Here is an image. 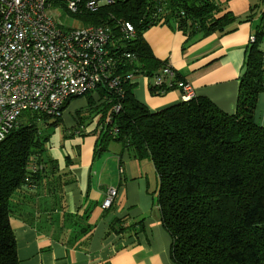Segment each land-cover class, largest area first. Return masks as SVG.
Listing matches in <instances>:
<instances>
[{
    "label": "trees",
    "instance_id": "1",
    "mask_svg": "<svg viewBox=\"0 0 264 264\" xmlns=\"http://www.w3.org/2000/svg\"><path fill=\"white\" fill-rule=\"evenodd\" d=\"M219 3L115 0L84 13V25L112 32L110 53L119 74L155 77L170 70L175 81H182L180 75L157 59L145 40L149 29L167 26L182 32L188 43L233 33L235 25L258 17L255 40L249 41L245 53L234 114L225 113L207 97L152 112L135 98L133 84L125 86L122 99L102 87L98 100L86 96L89 114L98 117L92 132L97 135L93 160H101L117 143L135 159L152 161L159 177L157 205L162 225L173 240L175 264H264V126L255 120L259 96L264 93V8L252 7L247 19L239 21ZM121 22L134 26L133 39L123 38ZM150 91L162 95L156 88ZM118 103L121 110L115 114L113 107ZM77 113L81 129L84 119ZM61 121L62 117L24 112L0 142V264H20L13 218L28 226L34 222L50 226L40 232L67 246L91 240L90 211L72 215L66 206L65 189L76 182L70 170L75 162L68 158L61 169L46 156L49 132ZM144 229V221L115 218L107 235L136 236Z\"/></svg>",
    "mask_w": 264,
    "mask_h": 264
},
{
    "label": "crops",
    "instance_id": "2",
    "mask_svg": "<svg viewBox=\"0 0 264 264\" xmlns=\"http://www.w3.org/2000/svg\"><path fill=\"white\" fill-rule=\"evenodd\" d=\"M262 4L247 3L242 11L251 12L252 7ZM233 15L238 18L237 13ZM248 22L235 25V33L212 34L189 46L182 32L164 25L149 29L144 38L157 59L167 62L180 80L192 85L195 97H207L225 113L234 114L248 39L255 33L256 20ZM197 43L202 44L191 49ZM206 58L203 65L195 64ZM132 84L135 98L152 112L183 101L180 91L154 96L145 80L137 78ZM255 120L264 126V93L259 96ZM59 166L63 169L66 163ZM70 170L76 182L65 189L67 210L80 216L90 211L88 223L94 226L91 240L83 244L81 239L67 246L40 232L50 226L39 227L38 222L28 226L13 218L20 264H175L171 259L173 240L162 225L157 205L159 177L151 160H137L113 143L101 160L90 157L75 162ZM109 188H116L118 197L105 210L102 204ZM125 217L131 223L144 221V231L136 236L107 235L109 223Z\"/></svg>",
    "mask_w": 264,
    "mask_h": 264
},
{
    "label": "built area",
    "instance_id": "3",
    "mask_svg": "<svg viewBox=\"0 0 264 264\" xmlns=\"http://www.w3.org/2000/svg\"><path fill=\"white\" fill-rule=\"evenodd\" d=\"M115 0H0V142L17 126L24 112L61 118L64 106L74 98L96 94L99 88L125 96L134 73L119 74L113 66L112 32L103 26L84 25L86 12L112 5ZM68 15L82 26L65 27ZM255 17L254 20H257ZM126 40L135 37L134 26L121 22ZM254 34L250 36L251 42ZM132 59L131 54H127ZM168 80V81H167ZM150 88L163 93L177 90L183 101L195 97L188 82L175 81L170 70L155 76ZM121 105L113 107L118 114ZM108 122H112L109 119ZM118 197L107 190L102 208L110 209Z\"/></svg>",
    "mask_w": 264,
    "mask_h": 264
},
{
    "label": "rangeland",
    "instance_id": "4",
    "mask_svg": "<svg viewBox=\"0 0 264 264\" xmlns=\"http://www.w3.org/2000/svg\"><path fill=\"white\" fill-rule=\"evenodd\" d=\"M220 2L219 4L222 5L223 8L227 10H231L234 14L237 13L239 21H244L247 19L250 11H242L247 3L252 4H259L264 2V0H216ZM233 4L231 5V3ZM261 9L264 8L263 4ZM240 15V16H239ZM61 23L65 27H72V26H82V23L78 20L68 16L63 15L61 17ZM244 22L239 23V25H243ZM250 24V22H248ZM234 31L233 33H235ZM232 34V33H230ZM251 36V35H250ZM250 36L248 42L250 40ZM193 44V42H188L186 46ZM202 43L195 44L191 49L197 48ZM206 59H202L199 62H196L197 65H203L206 63ZM245 61V60H244ZM244 65V63H243ZM243 68V67H242ZM140 78L146 81L148 87L155 82V77H149L145 75H139L135 77V79ZM168 81V80H167ZM176 90H171L170 92H175ZM177 92V91H176ZM93 98L98 100L96 94H91ZM80 112L81 118L84 119L81 121V125L83 127L80 129V126L77 124V112ZM89 107L87 106V97L82 96L80 98H74L71 100L70 104L67 108L62 112V121L60 126L51 130L49 132V141L46 145V156L56 160L58 163H66L65 160L70 158L74 162H79L83 160H88V158L93 159L92 150L94 144L97 140V135L93 134L92 132L96 128L98 117H93L89 114ZM79 131V135L77 133ZM81 132V133H80ZM75 167V166H74Z\"/></svg>",
    "mask_w": 264,
    "mask_h": 264
}]
</instances>
